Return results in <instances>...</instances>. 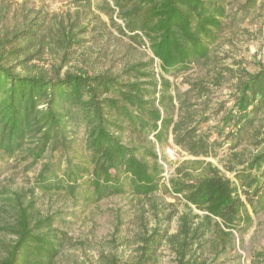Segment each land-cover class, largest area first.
<instances>
[{
	"label": "trees",
	"instance_id": "16d2710c",
	"mask_svg": "<svg viewBox=\"0 0 264 264\" xmlns=\"http://www.w3.org/2000/svg\"><path fill=\"white\" fill-rule=\"evenodd\" d=\"M14 1L0 0V20ZM230 5L226 0L117 1L127 30L143 32L154 54L118 74L51 73L30 64L32 48L41 42L40 23L5 33L0 37V178L5 158L22 155L31 166L46 159L37 188L87 207L112 196L158 192L165 173L159 151L170 139L194 159L226 155L224 168L232 178L203 169L201 160L189 164L205 176L178 170L182 179L173 181V193L186 203L175 234L155 229L141 238L134 261L113 257L106 264H151L163 245L178 264H211L225 256L234 234L252 227L249 207L255 215L264 211V66L256 74L241 73L245 77L230 95L231 107L213 126L203 99L219 81L192 83L182 93L169 77L208 59L211 36L230 20ZM255 6L256 0H246L235 15L248 17ZM76 43L70 31L61 40L65 49ZM246 144L254 148L248 157L239 152ZM5 201L13 215L5 229L12 240L0 264H56L68 244L56 218L43 216L23 194ZM207 251L213 257L201 260Z\"/></svg>",
	"mask_w": 264,
	"mask_h": 264
},
{
	"label": "rangeland",
	"instance_id": "374dc122",
	"mask_svg": "<svg viewBox=\"0 0 264 264\" xmlns=\"http://www.w3.org/2000/svg\"><path fill=\"white\" fill-rule=\"evenodd\" d=\"M117 1L121 0H16L0 20V37L38 22L41 29L37 39L41 42L39 48H32L34 59L31 65L43 67L51 73L57 69L62 75L77 70L90 74H118L129 65L154 59V54L143 32L127 30ZM226 1L231 3L228 8L230 20L225 21L220 33L211 36L208 59L192 62L185 72L169 77L174 88L182 93L192 83L219 81L220 85L211 88L209 96L203 99L207 101L205 116L212 119L210 126L216 125V119L231 107L230 95L240 78L245 77L241 73L256 74L264 66V0H256L248 17L235 15L246 0ZM67 31L76 35L78 43L69 44L65 49L61 40ZM155 72L161 74L157 59ZM169 144L160 150L161 162L166 166L158 192L147 197L112 196L87 207L75 206L61 192L43 193L37 188L35 180L46 159L31 166L32 161L23 159L22 155L5 158L0 178V261L12 240L5 230L13 224V215L5 199H15L21 194L26 202L32 198L36 210L43 216H54L58 222L56 227L67 233L68 244L56 264H106L113 257L132 262L136 259L142 237L152 234L155 229L175 234L179 215L186 203L173 193V181L182 179L178 170L191 172L194 177L204 175V170L193 171L189 164L201 160L204 161L203 169L218 170L219 175L229 178L233 175L224 168L226 155H220L218 159H194L175 148L172 139ZM239 152L248 157L254 148L246 144ZM51 157L52 161L58 159L55 154ZM249 211L253 218L252 227L234 234L231 250L211 264H264V211L258 215L251 207ZM211 257L207 251L201 260ZM151 264L178 263L173 251L163 245Z\"/></svg>",
	"mask_w": 264,
	"mask_h": 264
},
{
	"label": "built area",
	"instance_id": "2783aa9c",
	"mask_svg": "<svg viewBox=\"0 0 264 264\" xmlns=\"http://www.w3.org/2000/svg\"><path fill=\"white\" fill-rule=\"evenodd\" d=\"M158 151H159V148H158ZM159 152H160V151H159ZM161 163H162V162H161ZM162 164L164 165V168H165L166 165H165L164 163H162Z\"/></svg>",
	"mask_w": 264,
	"mask_h": 264
}]
</instances>
